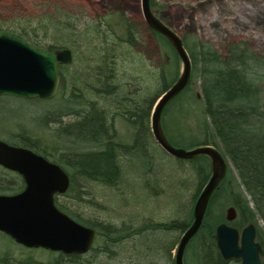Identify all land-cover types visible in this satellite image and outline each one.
Masks as SVG:
<instances>
[{"label":"trees","instance_id":"1","mask_svg":"<svg viewBox=\"0 0 264 264\" xmlns=\"http://www.w3.org/2000/svg\"><path fill=\"white\" fill-rule=\"evenodd\" d=\"M4 21L0 23V33L23 39L47 51H55L54 45L44 43L38 37L47 33L49 19L27 15L11 22ZM138 27L139 24L129 19H123L118 25L106 24L103 29L99 25L94 26L90 38L98 37L99 48H95L84 33L72 36L67 34L65 27L57 28L54 36L60 46L72 47L78 38L85 41L86 48L93 55L92 65L87 64V73L82 75L77 72L78 65H74L71 72L66 70V65L59 67L58 86L49 100H59L60 105L43 111L36 119L45 127L54 126L50 148L30 135H18L17 142L9 143L27 148L58 165L69 177L64 196L75 202H79L81 192L77 180L116 188L123 178H127L120 164L121 157L127 155L128 160H138V165L135 162L127 166L132 173L143 171L146 167L144 162L147 159L143 160L145 150L150 141L154 142L150 135V111L158 96L177 78L178 58L163 37L147 28L151 35L168 47L174 67H171L172 71L161 67L145 69L143 55L136 50L140 41ZM65 38H69L67 43ZM180 39L190 61L189 82L166 105L161 117L178 98L184 96L192 101L196 97L190 86L197 80L202 109L192 130V147L212 146L230 164L209 199L198 231L186 245L183 264L237 262L223 261L214 244V228L224 222V218L212 214V207L222 196L235 211V219L228 225L238 231L248 224L254 226L255 241L263 251L260 263L264 264V58L256 55L242 40L226 44L222 56L210 43L194 35ZM126 54L129 60L127 75L120 71L116 63L118 57H126ZM108 107H111L110 122L106 118ZM115 118L125 121L131 129V142L127 145L117 138L112 123ZM160 123L165 138L171 144L174 138L167 134L162 118ZM175 124L173 130L182 135L184 131L176 129ZM83 146L96 150L79 152L78 149ZM178 161H188L193 165V205L209 176L208 159L196 156ZM7 172L0 167V194H14L22 187L19 176L12 173L14 176L8 179L4 177ZM71 193L75 195L72 197ZM54 204L73 221L94 230L96 240H93L92 247L81 255L48 251L50 258L45 261L29 256L19 260L11 258L14 264H173L171 251L191 222V211L179 222L135 225L90 222L58 204L56 197ZM174 232L177 234L173 235ZM1 256L2 264H11L7 252Z\"/></svg>","mask_w":264,"mask_h":264},{"label":"rangeland","instance_id":"2","mask_svg":"<svg viewBox=\"0 0 264 264\" xmlns=\"http://www.w3.org/2000/svg\"><path fill=\"white\" fill-rule=\"evenodd\" d=\"M150 4L154 16L179 37L189 38L194 35L210 43L222 56L226 44L242 40L256 55L264 58V0H150ZM27 15L50 20L47 33L44 37L41 34L38 37L44 43L54 45L55 50L63 48L71 52L72 60L66 65L69 72L74 65H78L79 74L87 73L85 66L92 65L93 55H90L85 41L79 38L72 47L58 45L54 36L57 28L65 27L68 29L67 34L72 36L74 33H84L85 37H89V42L99 48L98 37L92 40L90 38L91 28L96 25L101 29L106 24L118 25L123 19L139 24L140 41L136 50L143 55L145 69L161 67L172 71L171 67H174V59L168 47L147 31L140 14L139 0H0V23L5 22L4 20L11 22ZM67 39L69 38H65L66 43ZM76 51L79 54H75ZM125 56L118 57L116 63L120 71L127 75L129 60L127 54ZM176 67L178 74L179 61ZM190 90L199 95L197 80L193 81ZM58 105L59 100L42 101L0 96V141L9 144L17 142L18 135H30L50 148L54 126L45 127L36 119L43 111ZM106 109L109 111L106 112L107 122H110L111 107ZM201 109L199 97L189 101L182 96L163 114L161 118L167 134L174 138V141H170L174 147L185 150L192 148V130ZM64 121L67 123L68 119L65 118ZM112 123L119 142L126 145L130 143L132 132L127 123L120 118H115ZM173 124L185 134L175 132ZM93 148L83 146L78 151L96 150ZM145 155L143 160L147 159L144 162L146 167L136 173L127 170V166L135 162L137 164L138 160H128L127 155L120 158L127 178H123L116 188L77 180L78 189L81 191L78 195L79 202L64 195L57 196L56 202L90 222H111L115 225L179 222L191 211V196L195 187L192 163L166 156L152 141L148 143ZM13 174L7 172L4 177L9 179ZM73 195L75 194L71 193L72 197ZM229 206L225 197H219L212 207V214L223 219L225 209ZM256 223L259 224V221ZM176 234L177 232L173 233ZM94 239L96 240L95 236ZM5 252L9 254L11 264H14L11 258L19 260L29 256L37 261L50 258L48 251L23 248L0 233V256ZM173 255L174 250L171 251V256Z\"/></svg>","mask_w":264,"mask_h":264},{"label":"water","instance_id":"3","mask_svg":"<svg viewBox=\"0 0 264 264\" xmlns=\"http://www.w3.org/2000/svg\"><path fill=\"white\" fill-rule=\"evenodd\" d=\"M150 0H139L146 27L163 37L176 54L180 71L175 81L154 102L149 116L150 135L156 146L168 157L189 160L205 156L209 176L191 209V222L176 243L173 264H183V253L198 231L209 199L223 179L229 162L215 148L197 145L188 150L174 147L161 128V114L166 105L179 95L189 82L190 61L180 37L152 13ZM68 49L47 51L27 41L0 33V96L49 100L56 92L60 66L71 62ZM196 97L199 95L196 93ZM0 167L16 173L23 182L21 191L0 194V233L26 249L70 254H85L92 247L94 230L83 226L59 211L54 199L69 186L68 177L56 164L33 151L0 141ZM235 219L234 208L225 209L224 222L213 231L215 247L223 261L238 264H261L263 251L255 241L252 224L239 231L227 223Z\"/></svg>","mask_w":264,"mask_h":264},{"label":"flooded vegetation","instance_id":"4","mask_svg":"<svg viewBox=\"0 0 264 264\" xmlns=\"http://www.w3.org/2000/svg\"><path fill=\"white\" fill-rule=\"evenodd\" d=\"M114 120V119H113ZM7 171V170H6ZM10 172V171H9ZM13 173V172H12ZM65 173V172H64ZM16 174V173H15ZM66 174V173H65ZM17 175V174H16ZM67 175V174H66ZM67 177H68V175H67ZM19 179H20V181H21V183H22V187H21V189L19 190V191H21L22 190V188H23V182H22V180H21V178H20V176H19ZM68 182H69V177H68ZM18 191V192H19ZM17 193V192H16ZM65 194V193H64ZM63 194V195H64Z\"/></svg>","mask_w":264,"mask_h":264},{"label":"bare ground","instance_id":"5","mask_svg":"<svg viewBox=\"0 0 264 264\" xmlns=\"http://www.w3.org/2000/svg\"><path fill=\"white\" fill-rule=\"evenodd\" d=\"M149 5H150V2H149ZM160 22H161V21H160ZM171 145H172V144H171ZM229 165H230V164H229ZM220 182H221V181H220ZM218 185H219V184H218ZM215 190H216V189H215ZM215 190H214V191H215ZM212 194H213V193H212Z\"/></svg>","mask_w":264,"mask_h":264}]
</instances>
